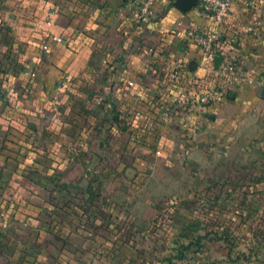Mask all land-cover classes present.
I'll return each instance as SVG.
<instances>
[{"label":"crops","instance_id":"crops-1","mask_svg":"<svg viewBox=\"0 0 264 264\" xmlns=\"http://www.w3.org/2000/svg\"><path fill=\"white\" fill-rule=\"evenodd\" d=\"M129 1L0 0V245L40 241L53 202L55 237L144 228L175 165L183 198L264 200V0H233L210 60L186 34L211 27L195 0H157L144 26ZM127 167L140 189L117 191Z\"/></svg>","mask_w":264,"mask_h":264},{"label":"rangeland","instance_id":"rangeland-1","mask_svg":"<svg viewBox=\"0 0 264 264\" xmlns=\"http://www.w3.org/2000/svg\"><path fill=\"white\" fill-rule=\"evenodd\" d=\"M161 169L177 180L175 195L159 200L157 215L143 224L139 219L144 228L136 230V220L127 216L126 223L111 225L110 232L90 230L89 236H76L65 230L55 237L53 202L41 218L47 235L33 243L37 231H26L24 247L0 245V264H264V200L243 194L231 197L229 192L214 198L212 191L200 201L183 198L186 187H194L183 182V169ZM126 171V182L116 184L117 191L140 189V183L132 181L135 170ZM171 185L160 183L157 190L168 192Z\"/></svg>","mask_w":264,"mask_h":264},{"label":"built area","instance_id":"built-area-1","mask_svg":"<svg viewBox=\"0 0 264 264\" xmlns=\"http://www.w3.org/2000/svg\"><path fill=\"white\" fill-rule=\"evenodd\" d=\"M157 0H130L129 9L131 17L141 26L147 25L151 22L155 13V4ZM233 0H197L194 6V12L201 20L207 21L211 27L203 31L188 30L187 37L198 48L202 57L205 59H213L214 49L220 44L221 32L220 25L227 18L229 9ZM50 24V21H46ZM60 40L59 37H54ZM49 46L43 45V50L47 51ZM34 75L33 72H31ZM218 94L207 92L200 95L189 96V111L192 109H202L210 101H216Z\"/></svg>","mask_w":264,"mask_h":264},{"label":"water","instance_id":"water-1","mask_svg":"<svg viewBox=\"0 0 264 264\" xmlns=\"http://www.w3.org/2000/svg\"><path fill=\"white\" fill-rule=\"evenodd\" d=\"M196 1H197V0L194 1L195 4H196ZM262 95L264 96V89L262 90Z\"/></svg>","mask_w":264,"mask_h":264}]
</instances>
